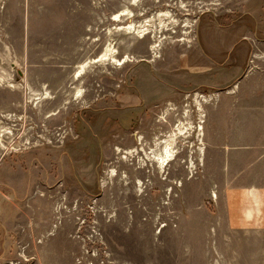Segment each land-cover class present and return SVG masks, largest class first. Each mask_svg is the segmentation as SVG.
Here are the masks:
<instances>
[{"label": "rangeland", "instance_id": "374dc122", "mask_svg": "<svg viewBox=\"0 0 264 264\" xmlns=\"http://www.w3.org/2000/svg\"><path fill=\"white\" fill-rule=\"evenodd\" d=\"M263 150L264 0H0V264H264Z\"/></svg>", "mask_w": 264, "mask_h": 264}, {"label": "crops", "instance_id": "0c3cea01", "mask_svg": "<svg viewBox=\"0 0 264 264\" xmlns=\"http://www.w3.org/2000/svg\"><path fill=\"white\" fill-rule=\"evenodd\" d=\"M254 148L259 150L257 145L256 147L248 145L245 148L248 156ZM243 158L245 155L241 154V159ZM255 171L256 176L250 177L251 180L247 185L244 183L247 179L240 178L239 183L226 187L221 203L223 206L219 208H224L227 225L231 232L235 235L255 232L260 238L259 247L264 248V241L261 242V239L264 240V150L256 160Z\"/></svg>", "mask_w": 264, "mask_h": 264}, {"label": "bare ground", "instance_id": "6f19581e", "mask_svg": "<svg viewBox=\"0 0 264 264\" xmlns=\"http://www.w3.org/2000/svg\"><path fill=\"white\" fill-rule=\"evenodd\" d=\"M176 140L177 133L166 136L164 140H161L157 144V147L160 150L159 154H154L152 157L149 156L150 160L157 164L160 171L165 170L169 163L172 160H175L177 152L174 145L176 144Z\"/></svg>", "mask_w": 264, "mask_h": 264}]
</instances>
